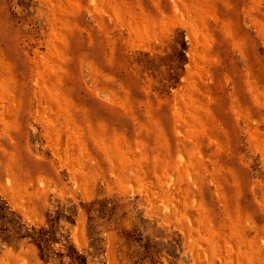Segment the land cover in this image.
<instances>
[{"label":"rangeland","instance_id":"374dc122","mask_svg":"<svg viewBox=\"0 0 264 264\" xmlns=\"http://www.w3.org/2000/svg\"><path fill=\"white\" fill-rule=\"evenodd\" d=\"M71 255L264 264V0H0V264Z\"/></svg>","mask_w":264,"mask_h":264},{"label":"trees","instance_id":"16d2710c","mask_svg":"<svg viewBox=\"0 0 264 264\" xmlns=\"http://www.w3.org/2000/svg\"><path fill=\"white\" fill-rule=\"evenodd\" d=\"M31 239L34 243H37V245L39 246L40 244H45L47 242V235L44 234V232L42 230H40V231L32 230ZM70 259L73 263L83 264V263H81L82 262L81 259H79L78 257H72V255H71Z\"/></svg>","mask_w":264,"mask_h":264}]
</instances>
